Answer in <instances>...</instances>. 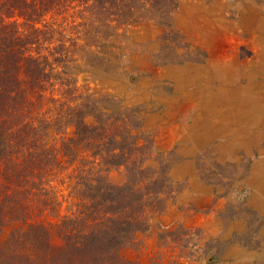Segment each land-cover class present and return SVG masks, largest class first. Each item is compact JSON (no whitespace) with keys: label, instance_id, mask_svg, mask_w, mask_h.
Instances as JSON below:
<instances>
[{"label":"trees","instance_id":"obj_1","mask_svg":"<svg viewBox=\"0 0 264 264\" xmlns=\"http://www.w3.org/2000/svg\"><path fill=\"white\" fill-rule=\"evenodd\" d=\"M180 1L0 0V264H130L160 195L136 187L144 147L96 86L115 40Z\"/></svg>","mask_w":264,"mask_h":264},{"label":"rangeland","instance_id":"obj_2","mask_svg":"<svg viewBox=\"0 0 264 264\" xmlns=\"http://www.w3.org/2000/svg\"><path fill=\"white\" fill-rule=\"evenodd\" d=\"M115 45L96 87L122 101L144 147L136 187L160 195L129 263L264 264V120L248 125L243 101L264 94V0H181Z\"/></svg>","mask_w":264,"mask_h":264},{"label":"bare ground","instance_id":"obj_3","mask_svg":"<svg viewBox=\"0 0 264 264\" xmlns=\"http://www.w3.org/2000/svg\"><path fill=\"white\" fill-rule=\"evenodd\" d=\"M245 95H247L248 97L243 101L247 102L246 105L248 104V106L252 108L251 113H253V115L247 116V119L249 120V123L247 124L257 126L264 120V94L255 95L253 92L248 91L247 93H245ZM236 96L237 101H239L241 98V91L237 90L236 92H233V94H229V104L233 105ZM240 107L241 106L239 105L238 109L239 112L242 113V109ZM232 112H234V109Z\"/></svg>","mask_w":264,"mask_h":264},{"label":"crops","instance_id":"obj_4","mask_svg":"<svg viewBox=\"0 0 264 264\" xmlns=\"http://www.w3.org/2000/svg\"><path fill=\"white\" fill-rule=\"evenodd\" d=\"M257 68H259V69H263V68L258 67V65H257ZM224 70L226 71V67L224 68Z\"/></svg>","mask_w":264,"mask_h":264}]
</instances>
